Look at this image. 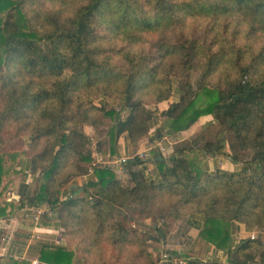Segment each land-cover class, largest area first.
Wrapping results in <instances>:
<instances>
[{"label":"trees","instance_id":"obj_1","mask_svg":"<svg viewBox=\"0 0 264 264\" xmlns=\"http://www.w3.org/2000/svg\"><path fill=\"white\" fill-rule=\"evenodd\" d=\"M202 117L214 138L181 140ZM85 125L103 158L121 138L151 148L121 173L95 163L75 193L96 160ZM215 154L239 169L208 171ZM43 205L65 240L42 248L49 264H157L131 208L204 217L228 258L186 264H264V0H0V218Z\"/></svg>","mask_w":264,"mask_h":264},{"label":"crops","instance_id":"obj_2","mask_svg":"<svg viewBox=\"0 0 264 264\" xmlns=\"http://www.w3.org/2000/svg\"><path fill=\"white\" fill-rule=\"evenodd\" d=\"M202 119H204V121L206 120V122L205 124H202L200 130L212 124V121H210L208 117ZM155 128L156 127L151 128L150 135L154 134ZM195 134V131L191 132L189 129L183 132L180 138L181 140L190 139ZM122 139L123 140L119 142L120 153L117 154V156H119L120 158L122 156L130 158L135 154L148 153L151 148L148 140L142 142L139 146L133 147L126 141L125 138ZM175 143L176 141L174 139H165L164 144H161V148H165L163 152L169 154V152L173 150ZM97 158L101 159L103 162L107 160H105L101 155L97 156ZM106 162L112 163L108 165L116 168L115 170L118 172V164L115 165L111 160ZM204 162L206 169L211 172H215L217 170L236 171L239 169L238 164L233 163L224 154L205 156ZM27 164L28 160L23 157L20 168L24 170ZM152 171L155 172V168H152ZM124 177H126V175ZM88 179L89 175L79 177L75 180L78 186V190H76L75 193L82 191V186L87 182ZM29 180L30 178H28V181ZM9 193L14 194L18 198V196L12 192H8V197ZM40 208L45 211L43 215L51 218H54V216H56V214L49 209L48 205H43ZM173 221L174 227L171 229V232H169V234L167 232H164L165 237L163 238V241L161 243L163 247L170 248L169 250H171V254L176 255L178 252L180 258L182 257L183 259L186 258L187 260H189L191 258H194L189 254L191 253L190 251H193L195 249V252L197 253L196 256H201L203 259L209 260L210 254L218 251V249H216L212 244L199 236L200 228L204 224V217L202 215L196 214L187 217L185 225L183 226V233H186L187 238L185 239V241L188 243L189 251H187V249H184L183 247H179V244L177 245L174 242V239L177 236H179L181 240L184 239L182 237L183 233L181 234L179 231L181 225L176 224L179 221ZM142 222L143 223L141 224V226L145 230H149V228L151 227V223L153 228L156 227L158 223L160 224V222L153 221V217L143 218ZM236 229L241 232L247 231V229L242 225H237ZM156 231L157 230H154V232ZM154 242L155 240L153 238H150L149 250L155 254L157 259H159V256L156 254L157 252L153 246ZM64 244L65 240L62 236V230H57L53 226L46 225L42 221V219L40 221H35L34 214L31 212L30 208H24L16 212L14 215L0 218V264H8L9 259L24 260L29 264H49L40 260V253L42 252V248L45 245L53 246Z\"/></svg>","mask_w":264,"mask_h":264},{"label":"rangeland","instance_id":"obj_3","mask_svg":"<svg viewBox=\"0 0 264 264\" xmlns=\"http://www.w3.org/2000/svg\"><path fill=\"white\" fill-rule=\"evenodd\" d=\"M172 101L174 100V98H172L171 99ZM99 101L97 100V103H98ZM110 103L112 104V105H114L115 104V102L113 103L112 101H110ZM168 107V102H165V103H162L161 105H159V108L160 109H165V108H167ZM202 118H205V117H202ZM202 118H200L199 119V121H197L196 122V124L195 125H193L191 128H190V131L191 132H196V135H197V133H198V135L200 134V136L202 137V143H204L205 142V140H209V139H213L214 138V136H215V134L219 131V129H220V126L219 125H210V126H207L206 128H204V129H202V130H200L201 129V126H202V124L204 123L205 124V122H206V120L204 121V119H202ZM208 119H210V118H208ZM210 121H211V119H210ZM84 130H85V132L90 136V138H91V141H92V145H91V147H92V150L94 151V156L96 157V160H95V162H94V165H95V163H102V165H108V164H112V163H110V162H106V161H113V163L116 165V164H119V162H121V159L123 158V156L120 158L119 156H117L116 154L115 155H110V157L107 155V157L106 158H104L106 161H102L101 159H99V158H97V156H100V152H99V150H98V145H99V140L100 141H103L104 139H105V133H103L102 134V136L99 134V133H97L95 130H94V128H92L91 126H87V125H85L84 126ZM169 138V137H168ZM167 139V138H166ZM123 139L121 138L120 139V142L122 141ZM162 144V143H161ZM149 152V151H148ZM164 153H166V152H164ZM97 160H99V161H97ZM123 170V169H122ZM119 173H121V172H119ZM74 183H76V181H73ZM77 184V183H76ZM77 193H79V192H77ZM64 197V196H63ZM153 209V208H152ZM154 211V216H153V221H156V222H160V223H162L163 225H165V226H163V230H165L168 234H169V232H171V229L174 227V225H173V218H172V216H168V217H164V218H162V217H159V213L157 212V210H153ZM129 213L135 218V221H134V223H135V225L137 226V229L142 233V235L143 236H153L154 237V240H155V242L153 243V246H154V248H155V250H156V254L159 256V259H160V257H161V253H162V251H168V252H171V250H169L170 248H166V247H163L162 246V241H163V238L164 237H160V235H159V231H156V232H154V228H153V226H152V223L150 224L151 225V227L149 228V230H145L142 226H141V224L143 223L142 222V219H143V217H142V215L137 211V210H135V209H133V208H131L130 210H129ZM186 219H187V217L186 216H183L181 219H180V221L178 222V223H176V224H180L181 226V228L179 229V231H180V233L182 234L183 233V229H184V225H185V222H186ZM141 220V221H140ZM159 220V221H158ZM160 220H163V221H160ZM239 230H237V232H238ZM238 233H240L242 236H240V234L239 235H237L236 234V236H234L235 237V239L237 240V239H242V238H244V237H246V236H248L249 235V231H246V232H241V231H239ZM177 235H179V234H177ZM257 236H258V234H257ZM263 236H264V234H263ZM183 239L184 240H181L180 238H179V236H177L176 238H179V239H174V242L178 245L179 244V247H183L184 249H187V251H189V246H188V243L185 241V239L187 238V236H186V233L184 232L183 233ZM157 241V242H156ZM177 251V250H176ZM196 250L194 249L193 251H190L191 253L189 254V255H192L194 258H191V259H200V260H204L201 256H196L197 255V253L195 252ZM172 257H173V259L177 262V263H179V262H181V261H188L186 258H180L179 257V254H178V252H177V254L176 255H173L172 254ZM198 257V258H197ZM156 259H157V257H156ZM159 259H158V262H157V264H159Z\"/></svg>","mask_w":264,"mask_h":264},{"label":"built area","instance_id":"obj_4","mask_svg":"<svg viewBox=\"0 0 264 264\" xmlns=\"http://www.w3.org/2000/svg\"><path fill=\"white\" fill-rule=\"evenodd\" d=\"M162 150H165V148H162ZM138 155L143 158V157H145L147 155V153H140ZM127 159L128 158H126V157H123L121 159V162H119V164L117 166L118 172L122 171V166H123V164L126 163ZM93 166H94V163L89 166V174L88 175L93 173ZM73 196H74V193L70 194V197H73ZM14 198H17V197L14 194L9 193L8 199L11 200V199H14ZM30 210L34 214L35 221H40L42 219V216H43L44 212H45L40 207L30 208ZM238 232H237V229H236L233 235L234 236H236V234L239 235L240 233H238ZM255 234H256L255 232H251V233H249V236L254 237ZM240 236H242V235L240 234ZM238 240L239 239H237V241ZM227 258H228V256H227L226 253H224L223 251H219L218 250V251L213 252L212 254H210L209 260H219V261L225 262L227 260ZM202 261L204 263H206L208 260L204 259ZM186 262L187 261H181V262L177 263L173 259L171 252H168V251H162L161 257L159 259V264H186Z\"/></svg>","mask_w":264,"mask_h":264}]
</instances>
